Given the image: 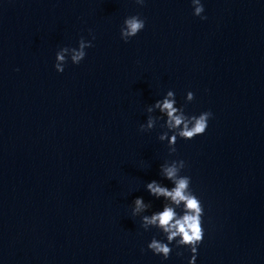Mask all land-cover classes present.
<instances>
[{"label": "water", "instance_id": "1", "mask_svg": "<svg viewBox=\"0 0 264 264\" xmlns=\"http://www.w3.org/2000/svg\"><path fill=\"white\" fill-rule=\"evenodd\" d=\"M202 3L204 20L189 0H0V264H187L183 247L153 255L159 233L130 216L136 196L159 208L143 184L171 158L203 206L194 264H264V0ZM89 30L56 72L55 51ZM168 89L212 113L171 155L161 128L138 130Z\"/></svg>", "mask_w": 264, "mask_h": 264}, {"label": "clouds", "instance_id": "2", "mask_svg": "<svg viewBox=\"0 0 264 264\" xmlns=\"http://www.w3.org/2000/svg\"><path fill=\"white\" fill-rule=\"evenodd\" d=\"M143 6L145 0H133ZM192 15L204 20L202 0H189ZM145 19L138 13L127 15L119 26V37L127 42L144 28ZM95 37L89 30V38L83 36L73 46H60L54 53L53 68L61 72L67 62L78 64L85 56V49L92 46ZM193 99L192 91H186L184 101ZM146 116L138 125L139 131L151 130L158 126L162 130L157 139L165 142L169 155L175 153L177 138L190 140L204 133L212 113L203 110L199 113H186L183 104H177L174 92L166 90L144 109ZM156 113L153 115V113ZM162 121V123H161ZM185 161L180 158L164 159L158 164L157 175L160 179H151L143 184L144 190L155 200L160 201L159 208L151 209V204L142 196H136L129 204L130 216L138 217L139 226L147 231L155 229L159 233L146 242L145 247L164 261L169 257L172 248H185L189 253L187 264H194L197 246L200 244L204 229L202 226L203 206L200 198L190 188V177L182 174ZM167 181V184L163 183ZM151 209V210H150ZM176 255H181L178 250Z\"/></svg>", "mask_w": 264, "mask_h": 264}]
</instances>
